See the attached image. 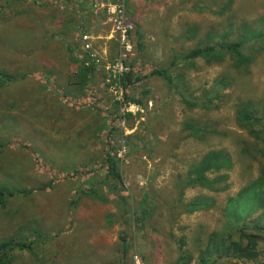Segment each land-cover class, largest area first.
I'll return each mask as SVG.
<instances>
[{"label": "rangeland", "instance_id": "374dc122", "mask_svg": "<svg viewBox=\"0 0 264 264\" xmlns=\"http://www.w3.org/2000/svg\"><path fill=\"white\" fill-rule=\"evenodd\" d=\"M116 2L0 0V242L26 245L11 264H174L180 254L188 264H264V234L252 261L205 253L231 217L250 223L263 213L239 197L264 158L236 117L240 104L264 105V0H125L128 53L107 19ZM238 41L245 69L231 55L186 57ZM119 64L138 78L126 90ZM154 70L175 85L146 78ZM188 124L205 137H188ZM221 149L232 168L208 176L227 174L222 191L184 187L188 170ZM109 156L121 175L112 193ZM199 197L211 206L185 213Z\"/></svg>", "mask_w": 264, "mask_h": 264}, {"label": "trees", "instance_id": "16d2710c", "mask_svg": "<svg viewBox=\"0 0 264 264\" xmlns=\"http://www.w3.org/2000/svg\"><path fill=\"white\" fill-rule=\"evenodd\" d=\"M263 21L264 20L261 19L259 22ZM241 47L242 42L240 41L230 44H222L221 42H216L205 47H196L193 50H190L187 53L186 57L190 60L203 58L205 61L211 63L221 62L227 55H231L232 57H234L235 62H237L238 67L245 69L247 68V65L250 64V57L244 55ZM90 70L91 69L88 66L85 68V71H81L80 81L84 80L85 76L90 73ZM149 76L161 77L170 87L175 85L174 77L164 70H154L149 75H147L146 78H148ZM117 80L118 84L126 90V88L130 85H133V82L135 80H138V78L136 76H133L132 72H129L128 74L126 72ZM128 96V94H125V99H127L129 102L142 104V101ZM184 102L190 107L208 108L205 102L200 104L201 102L196 103L195 101H187L185 99ZM240 105L241 108L237 111L236 122L240 127L247 130L251 136L260 140L256 142L255 146L264 158V136H260V133H264V105L260 112L256 110V105L252 104L251 101ZM129 116H131V114H129ZM256 126H260L262 127V129L258 130ZM185 131L187 132L188 137L192 136V138L195 139H198L200 137V140H202L206 134V130L203 129L199 136L194 131L193 126L190 124L185 126ZM113 159L114 158L112 156H109L106 160V179L116 181L113 186H111V184L107 186L106 191L108 193L117 191L119 189L118 186L121 185V175L117 167V161H114ZM231 168L232 161L229 154L225 150H212L203 155L199 162L188 170L186 179L182 184L184 187H201L212 192H220L222 191L220 185L222 182L227 180V174H219L213 179H210L208 174L228 171ZM258 174V178L253 183L241 190V192L239 193V197L247 195L253 208L259 210L262 209L263 213L260 215L261 219L264 218V163L262 162H259ZM181 192L182 191H180V193ZM95 193L97 194V192ZM4 200V192L0 190V205L4 202ZM101 201L103 203L107 202L102 198ZM211 204L212 203L210 199L199 197L188 202L184 206V212L187 214H191L196 211L209 208ZM260 219L252 221L250 223H246L245 221H242V223H240L239 221L242 220V218L231 217L230 223L226 225L221 231L213 232L209 235V246L205 250V253L218 255L219 259L222 257H227L233 258L235 260H254L259 254V237L261 234H264V222ZM182 243L183 240H180L178 249L181 248ZM23 247H26V245H14L11 241L0 242V264H11L12 253L14 252V250L16 248L21 249ZM122 252L124 254L126 253V244H123ZM200 259L204 264L218 263L216 259L212 261L204 260L202 257H200ZM190 261L191 257H183L180 254L174 264H188Z\"/></svg>", "mask_w": 264, "mask_h": 264}, {"label": "built area", "instance_id": "2783aa9c", "mask_svg": "<svg viewBox=\"0 0 264 264\" xmlns=\"http://www.w3.org/2000/svg\"><path fill=\"white\" fill-rule=\"evenodd\" d=\"M124 5L125 0H117L115 4L106 5V13L108 23L111 25L112 30L111 33L114 35L112 37L115 40L118 39L119 44L124 47V51L128 53L130 51V46L128 45L129 33L131 32V24L128 23L124 17ZM86 40L87 37H84ZM86 48H90L89 45H86ZM125 56V55H122ZM119 72L118 78L126 73V68H123L121 64H119ZM124 70V72H122ZM120 86V85H119Z\"/></svg>", "mask_w": 264, "mask_h": 264}, {"label": "crops", "instance_id": "0c3cea01", "mask_svg": "<svg viewBox=\"0 0 264 264\" xmlns=\"http://www.w3.org/2000/svg\"><path fill=\"white\" fill-rule=\"evenodd\" d=\"M81 82H84V80H83V81H81Z\"/></svg>", "mask_w": 264, "mask_h": 264}]
</instances>
